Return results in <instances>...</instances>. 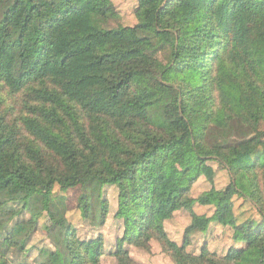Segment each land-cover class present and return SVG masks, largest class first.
<instances>
[{"label": "trees", "instance_id": "trees-1", "mask_svg": "<svg viewBox=\"0 0 264 264\" xmlns=\"http://www.w3.org/2000/svg\"><path fill=\"white\" fill-rule=\"evenodd\" d=\"M135 17L112 26L113 0H0V83L35 103L9 120L0 94L4 264L57 256L30 244L35 195L50 212L56 186L98 185L82 217L101 228L112 211L122 235L66 228L68 264H139L131 247L155 244L174 264H264V0H138ZM236 198L257 214L238 216Z\"/></svg>", "mask_w": 264, "mask_h": 264}, {"label": "rangeland", "instance_id": "rangeland-1", "mask_svg": "<svg viewBox=\"0 0 264 264\" xmlns=\"http://www.w3.org/2000/svg\"><path fill=\"white\" fill-rule=\"evenodd\" d=\"M120 13V18L112 23V26L122 25H134L136 23L135 10L138 6V0H113ZM0 94L4 97V104L2 110L7 113L9 120L21 119L23 115L30 114L28 107L35 105L25 90L17 93H11L9 89L0 83ZM27 99V104L25 100ZM217 176L216 180L221 182V185L228 180V174L224 172V169L217 164H214ZM18 165L12 163L8 166L7 172L13 173L17 169ZM71 173V172H70ZM30 179L38 186H42L40 179L36 174H31ZM93 187H75L68 191H62L58 186L55 188V192L51 197L50 212L44 210L43 198L40 194L35 195L30 202L28 210L21 216L22 219L30 218L31 215H37L39 217V227L35 236L30 244L50 245L56 250L57 256L47 264H68L67 253L65 249V230L69 227H74L77 236L86 239H95L98 237L99 232L104 235V244L110 246L115 244L118 237L122 235V225L114 218V213L109 212L105 226L95 227L90 223L84 221L82 212L79 208V199L81 194H98L100 191ZM97 189V188H96ZM104 189H108V197L112 203L115 201L117 192L116 186H107ZM3 192V188L0 186V194ZM235 211L242 219L248 218L252 215H256V211L253 206L244 204L241 198L235 199ZM49 213L54 214L55 218L64 221L63 227H54L49 220ZM220 246L222 244H219ZM218 244L212 245V249L220 250L221 247ZM97 244L92 246V257L95 258V249ZM132 256L139 264H174L172 259L165 253L159 244L152 245V250L148 253L142 251L134 246L131 247ZM30 260H36L38 253L36 251L31 252ZM171 259V261H169ZM5 259L0 258V264H4ZM103 264H118V261L114 256L106 255L102 259Z\"/></svg>", "mask_w": 264, "mask_h": 264}, {"label": "crops", "instance_id": "crops-1", "mask_svg": "<svg viewBox=\"0 0 264 264\" xmlns=\"http://www.w3.org/2000/svg\"><path fill=\"white\" fill-rule=\"evenodd\" d=\"M179 227H180V229H181V226H179ZM182 227H183V226H182ZM182 230H183V229H182ZM178 237H179V236H178ZM178 237H177V238H178Z\"/></svg>", "mask_w": 264, "mask_h": 264}]
</instances>
